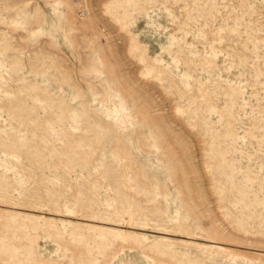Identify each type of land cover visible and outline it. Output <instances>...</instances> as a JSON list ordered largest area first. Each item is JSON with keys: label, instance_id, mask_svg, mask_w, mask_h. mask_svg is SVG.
<instances>
[{"label": "rangeland", "instance_id": "rangeland-1", "mask_svg": "<svg viewBox=\"0 0 264 264\" xmlns=\"http://www.w3.org/2000/svg\"><path fill=\"white\" fill-rule=\"evenodd\" d=\"M0 264H264V0H0Z\"/></svg>", "mask_w": 264, "mask_h": 264}]
</instances>
